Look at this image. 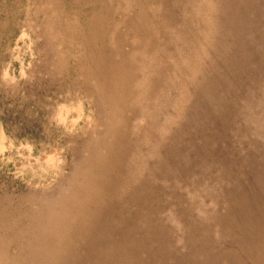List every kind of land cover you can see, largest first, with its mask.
Masks as SVG:
<instances>
[{"label": "rangeland", "instance_id": "rangeland-1", "mask_svg": "<svg viewBox=\"0 0 264 264\" xmlns=\"http://www.w3.org/2000/svg\"><path fill=\"white\" fill-rule=\"evenodd\" d=\"M258 222L264 0H0V264H244Z\"/></svg>", "mask_w": 264, "mask_h": 264}, {"label": "bare ground", "instance_id": "bare-ground-1", "mask_svg": "<svg viewBox=\"0 0 264 264\" xmlns=\"http://www.w3.org/2000/svg\"><path fill=\"white\" fill-rule=\"evenodd\" d=\"M112 90H113L112 86L110 85L109 91H108L109 94L112 93ZM111 157H112V155L110 154V159H111ZM103 161H104V157L99 158L96 155H94V153L93 154L91 153L89 159L86 161V164L84 165V169H82L81 171H79L76 174L71 175V179L68 182L69 187L67 188L66 192H64L63 194H59V196L57 197L56 203L51 204V206L49 208H47V212H46L47 214H44V213L43 214H38V213L35 214V216L32 218V220L27 225L28 229L31 232L30 235H31L32 239H35V241H33V244H31V246H33V248L37 247V245L39 246V248L42 246V243L39 242V240L37 238V233H39L45 240H47L48 234L50 231L49 229L60 228L61 225H63L66 222L65 221L64 223H62L63 218H65L66 220L68 218H74V217L78 218L77 215H72V214L80 212V209H78V208L82 205V203H84V200L88 202V201H93L94 199H96V198H94L96 195V192H97V190L95 189V184L97 181L96 175H97L98 171H100L101 169L103 170V165H104ZM96 170H97V172L94 173V171H96ZM81 211L84 212L83 209ZM64 213H67L69 216H67V218L61 217ZM57 215H60V216L55 218V216H57ZM42 216H44V217H42ZM85 220H87V222H88V219H85ZM92 220H93V218H92ZM262 222L261 223L258 222L257 224H255L251 227H248L250 230H252V229L256 230V228H260V229L256 230V231H252L251 236H250V232L248 233L250 238H251L252 243H255V245H257V246L254 247L255 251H256L255 254H253L252 250H247L246 251L247 254L244 252V250H242L243 251V253H242L243 258H245V255H246L247 257L245 259L248 260V263H245L246 261L243 259L242 261L244 262V264H264V223L262 224ZM238 224L240 226H236V225L232 224V225H228V227H227V228H229L228 233L230 235L234 236L236 239L238 237H241V234H243V230L245 228V227H242L239 222H238ZM68 227H69V225H68ZM73 227H74V225H73ZM234 227H237V229L235 230ZM260 233H261V235H260ZM21 238H22V236H21ZM61 238H63V237H61ZM50 242H51V240H50ZM59 242H61V241H59ZM65 242H67V240ZM61 246H63V245H61ZM236 248L240 249L239 247H236ZM103 251H105V250H103ZM249 253L253 254L251 256L253 259H256L255 262L253 259H251L248 256ZM25 254H26V252H25ZM103 255H104V253H103ZM47 256H48V254H47ZM44 259H45V257H44ZM44 263H46V262H44ZM55 263H58V262H55ZM55 263H53V264H55ZM47 264H49V262Z\"/></svg>", "mask_w": 264, "mask_h": 264}]
</instances>
